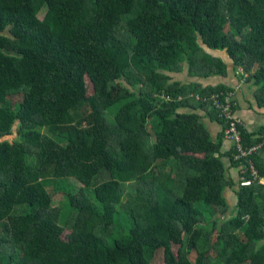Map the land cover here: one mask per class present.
<instances>
[{
	"label": "trees",
	"instance_id": "16d2710c",
	"mask_svg": "<svg viewBox=\"0 0 264 264\" xmlns=\"http://www.w3.org/2000/svg\"><path fill=\"white\" fill-rule=\"evenodd\" d=\"M214 51L264 108V0H0V264H264V184L228 213L239 164L196 112L225 126L196 96L227 88L171 76L226 74Z\"/></svg>",
	"mask_w": 264,
	"mask_h": 264
},
{
	"label": "crops",
	"instance_id": "0c3cea01",
	"mask_svg": "<svg viewBox=\"0 0 264 264\" xmlns=\"http://www.w3.org/2000/svg\"><path fill=\"white\" fill-rule=\"evenodd\" d=\"M214 57L222 58L227 65L226 74H216L207 78L189 77L188 68L184 69L182 73L171 74L174 81L189 83L198 82L203 87H226L236 91V106L235 113L241 117L244 122L243 129L248 133L257 132L264 127V108H260L257 104L255 93L257 86L250 79H245L238 69H235L224 52H210ZM181 112H194L192 109L184 108ZM202 118L203 123L209 130L213 140L222 139V153H230L233 150L234 144L224 137L223 124L209 118L208 113L204 110L196 111ZM264 138V136H263ZM260 156L264 159V148ZM227 167L228 176L235 182V186L228 187L224 191V197L230 206L229 212L236 208L238 197L236 192L238 190L239 180L241 177V168L234 165L229 158H224Z\"/></svg>",
	"mask_w": 264,
	"mask_h": 264
},
{
	"label": "built area",
	"instance_id": "2783aa9c",
	"mask_svg": "<svg viewBox=\"0 0 264 264\" xmlns=\"http://www.w3.org/2000/svg\"><path fill=\"white\" fill-rule=\"evenodd\" d=\"M238 71L245 79L248 77L243 68H238ZM167 99L170 100L169 97ZM196 100L208 104L210 109L216 112L218 118L225 122L224 137L234 144L232 159L239 164L241 172L250 175V179L245 176L240 177L239 186L247 187L255 182L264 184V175L259 173L254 164V157L263 149L264 141L251 146L244 145L242 138L244 122L235 113L236 91L233 89L219 90L208 97L197 95Z\"/></svg>",
	"mask_w": 264,
	"mask_h": 264
},
{
	"label": "rangeland",
	"instance_id": "374dc122",
	"mask_svg": "<svg viewBox=\"0 0 264 264\" xmlns=\"http://www.w3.org/2000/svg\"><path fill=\"white\" fill-rule=\"evenodd\" d=\"M117 109V107H114L111 110V113L115 112V110ZM45 133H49L46 130H44ZM50 135H52V133H49ZM81 186V184L74 178L71 179H60L57 181L56 184H52L50 186V191L52 193H56L53 196V205L54 206H58V207H62V216L67 215L68 209H67V204L69 201V195L70 193H74V191L76 189H78ZM230 213V212H228ZM229 215V214H228ZM229 218V217H227ZM65 219V218H64ZM64 223V220L62 221ZM124 222V223H123ZM119 223L125 224V221L123 219L120 220ZM179 247L178 246H174V252L177 253V249ZM194 259V257H192ZM152 264H166L165 262V258H164V250H159L153 261Z\"/></svg>",
	"mask_w": 264,
	"mask_h": 264
}]
</instances>
